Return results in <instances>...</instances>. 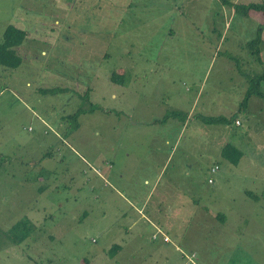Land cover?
Wrapping results in <instances>:
<instances>
[{
    "label": "rangeland",
    "instance_id": "obj_1",
    "mask_svg": "<svg viewBox=\"0 0 264 264\" xmlns=\"http://www.w3.org/2000/svg\"><path fill=\"white\" fill-rule=\"evenodd\" d=\"M263 23L217 0H0V43L27 32L0 64V264H264V97L238 112Z\"/></svg>",
    "mask_w": 264,
    "mask_h": 264
},
{
    "label": "trees",
    "instance_id": "obj_2",
    "mask_svg": "<svg viewBox=\"0 0 264 264\" xmlns=\"http://www.w3.org/2000/svg\"><path fill=\"white\" fill-rule=\"evenodd\" d=\"M222 4L232 6L234 10H236L239 13H242L244 15L249 14L250 10H255L259 11L262 13L264 17V4L261 2H248L245 4H238L231 2L229 0H220ZM264 29V23L262 25H259L258 28V33L255 35L253 39L248 41L246 43V47L253 53L259 54L260 48L259 44L261 41V35L262 31ZM4 33L2 34V41L0 43V64L8 67H17L21 63V59L19 56L16 54L14 51V48L18 45H20L23 41L24 38L26 37V30L20 29L15 27L12 24H8L5 29L3 30ZM110 80L114 82H121V75H118L116 73H112L110 76ZM248 87L244 93V98L240 103L239 111H242L247 108L250 98L252 97L253 94L264 97V92L260 90V82L264 80V73L258 75V76H250L248 79ZM42 91L47 92V89H42ZM99 108L97 105L92 106V110H96ZM81 113V111L77 110L73 115L74 120L77 119V116ZM235 114H232L231 116H209L207 117L206 115H198V117L202 120H204L206 123L210 124H224V123H230L233 120L236 119ZM176 116L178 115V110H172L170 111L169 114H165L161 121L165 120L168 116ZM70 116V117H71ZM75 126H78L77 121H75ZM222 154L226 155L233 161H237L238 156L241 154V152L236 149L234 146L230 144H226L222 148ZM252 197L255 195L252 193H248ZM221 219V217H218ZM32 230V224L26 220V219H21L18 220L17 222L13 223L8 232L11 234L12 239H14L15 242H22L24 241L29 233ZM119 246L117 244L112 245L110 248V252L114 253V251L118 248Z\"/></svg>",
    "mask_w": 264,
    "mask_h": 264
},
{
    "label": "crops",
    "instance_id": "obj_3",
    "mask_svg": "<svg viewBox=\"0 0 264 264\" xmlns=\"http://www.w3.org/2000/svg\"><path fill=\"white\" fill-rule=\"evenodd\" d=\"M218 2H220V0H217ZM224 5V4H223ZM251 11H255V10H250L249 11V13L251 12ZM20 29H22V28H20ZM175 109H178V108H175ZM237 120V119H236ZM235 120V121H236ZM156 122H157V120H153V121H150L149 123H151V124H156ZM236 124V123H235ZM239 124H240V122H239ZM239 124H236V125H239ZM54 138H55V141H57L58 143H60L61 145H64L65 144V142H64V138L62 137V136H59L58 134H55L54 135ZM162 140H163V142L164 143H167V141H166V138L165 137H163L162 138ZM166 153L164 152V154H162V158H161V160H163L164 159V155H165ZM161 156H159L158 158H160ZM148 184V183H147ZM129 203H131V205H135V204H133L132 202H130L129 200H127ZM145 204V202H143L141 205H144ZM130 204H129V206H131ZM139 212H141V209H138V213ZM161 213V212H160ZM158 232H160V233H163V235H165V233L161 230V229H159V228H157V232L156 233H158ZM158 236H161L162 237V239H163V236H162V234H158ZM157 236V237H158ZM165 236H167V235H165ZM156 237V238H157ZM164 241V240H163ZM166 241H169V238H168V240H166ZM118 245V244H117ZM119 248V247H118ZM117 248V249H118Z\"/></svg>",
    "mask_w": 264,
    "mask_h": 264
},
{
    "label": "built area",
    "instance_id": "obj_4",
    "mask_svg": "<svg viewBox=\"0 0 264 264\" xmlns=\"http://www.w3.org/2000/svg\"><path fill=\"white\" fill-rule=\"evenodd\" d=\"M235 123H236V124H239V120H236ZM217 169H218V167H217V166H214V167L211 168V171H212V172H215ZM158 234H162V236H163V240H164V241L168 240V237L165 236V235H163V233H160V232L154 234V235H153V238H156V237L158 236ZM187 257H188V259H189V262H187V264H188V263L195 264V263H194V262H195V260H194L195 255H194V254L189 255V256H187Z\"/></svg>",
    "mask_w": 264,
    "mask_h": 264
}]
</instances>
